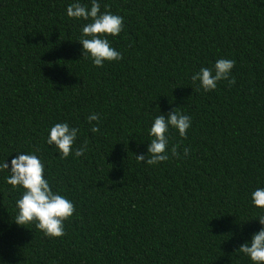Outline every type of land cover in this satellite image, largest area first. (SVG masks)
<instances>
[{
    "label": "trees",
    "instance_id": "16d2710c",
    "mask_svg": "<svg viewBox=\"0 0 264 264\" xmlns=\"http://www.w3.org/2000/svg\"><path fill=\"white\" fill-rule=\"evenodd\" d=\"M75 2L91 7L0 0V164L37 155L75 205L62 237L17 225L23 189L0 170V264H252L236 249L264 227L251 199L264 188V0H98L124 21L107 36L123 59L102 67L82 56L91 21L67 16ZM221 58L235 84L196 91L191 76ZM175 108L191 117L186 138L170 128L169 159L138 161ZM59 122L80 130L65 159L47 143Z\"/></svg>",
    "mask_w": 264,
    "mask_h": 264
},
{
    "label": "clouds",
    "instance_id": "9594fccd",
    "mask_svg": "<svg viewBox=\"0 0 264 264\" xmlns=\"http://www.w3.org/2000/svg\"><path fill=\"white\" fill-rule=\"evenodd\" d=\"M109 6L105 5V9ZM69 18L91 21L82 27V35L78 40L82 44V56L91 59L97 67H102L105 61L111 62L123 59L122 54L113 48L107 36H118L124 27L123 17L110 11L101 12L98 0H91L90 9L79 2L69 4L67 7ZM235 61L221 58L215 62L214 67H202L191 76L193 84H197L196 91L203 89L205 92L215 90L221 80H227L229 86L235 84V77L229 79ZM214 73V74H213ZM92 125L91 132L97 133L99 129V114L93 113L87 117ZM191 126V117L170 110L167 115L160 114L154 118L149 135L152 137L147 148V155H136L140 162L148 165H156L167 161L170 128L176 129L179 136L186 138L187 130ZM79 128L70 127L67 122L55 123L50 128L47 137L49 145H55L59 150L60 158L65 159L73 152ZM180 145L174 144L171 148L172 156L179 157ZM87 141L75 150L77 157L87 151ZM189 148L183 149L187 155ZM7 169L10 175L6 182L13 188H22V196L16 201L18 213L14 222L24 226L35 224L36 229L43 232L48 238H58L65 235L64 222L75 212V205L65 196L53 192L49 181L44 176L45 165L35 154L21 153L11 159V167L4 162L0 164V170ZM252 204L264 209V188H257L251 193ZM259 223L264 226V215L258 217ZM240 253L249 257L252 264H264V227L254 233L250 242L241 244L237 249Z\"/></svg>",
    "mask_w": 264,
    "mask_h": 264
}]
</instances>
